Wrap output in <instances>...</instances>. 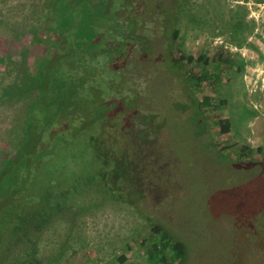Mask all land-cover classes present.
<instances>
[{
	"label": "rangeland",
	"instance_id": "rangeland-1",
	"mask_svg": "<svg viewBox=\"0 0 264 264\" xmlns=\"http://www.w3.org/2000/svg\"><path fill=\"white\" fill-rule=\"evenodd\" d=\"M152 1L162 13L167 11L168 23L156 29L146 60L133 62L144 74H135L130 61L126 65L125 77L132 79L126 86L133 99L113 102L104 110L113 112L118 106L121 113L134 108L133 113L156 115L157 132L148 134L136 159L126 158V153L111 155L116 164L99 169L89 161L91 150L76 147L79 139L93 135L96 125L74 136L65 161L57 158L45 165L28 194L42 193L46 179L53 183V197L76 186L78 191L59 213L43 206L22 211L34 225L12 235L10 244L5 238L11 233H0L5 239L0 264H153L146 256L152 223L186 246L182 264H264V0H177L182 9L171 47L173 57L182 60L173 66L165 54L175 32L170 27L175 20L173 0ZM116 2L120 11L129 0ZM55 10L56 0H0V90L27 84L25 76L34 74L38 59L53 57ZM143 10L153 14L151 6L145 4ZM99 23L106 20H91L94 34ZM190 56L193 62L203 56L208 65L187 63ZM204 68L213 75L211 80L199 86L194 80L186 82ZM101 70L96 72L105 81L99 78L88 92L108 97L110 87L104 83L111 75ZM121 74L114 77V90L120 91ZM61 88L54 86L53 98ZM205 98L210 106H199ZM30 100L0 101V162L12 157L24 133ZM226 118L230 131L223 134L216 122ZM243 147L252 154L239 157ZM107 169H113L115 188L120 187L121 174L127 175L123 180H130L127 193L134 204H123L129 197L120 190L119 201L105 198ZM95 170L106 173V185L75 184ZM134 192L140 200L133 199ZM13 219L5 226L10 228ZM6 245L13 248L8 254ZM32 250V259L26 260Z\"/></svg>",
	"mask_w": 264,
	"mask_h": 264
},
{
	"label": "trees",
	"instance_id": "trees-1",
	"mask_svg": "<svg viewBox=\"0 0 264 264\" xmlns=\"http://www.w3.org/2000/svg\"><path fill=\"white\" fill-rule=\"evenodd\" d=\"M257 1L261 2L262 0ZM172 2L175 20L170 27L175 32L169 43L166 42L165 54L167 62L173 66L182 60L173 57L171 47L177 37L176 20L180 16L179 12L182 8L178 6L177 0ZM145 4L152 7V17L143 10ZM124 10L117 9L116 0H56V18L53 29L50 30L53 33L50 43L53 57L38 59L34 74L28 75L30 76L29 80L28 76H25L27 84H23L18 89L2 88L0 90V101L31 99L28 101L24 133L14 144L15 151L12 157L0 162V192L7 189L5 194L0 197V233L4 230L11 233L5 238L9 240V244L12 235L20 232L24 226L34 225L31 221L33 219L27 220L21 216L23 215L22 211L43 206L49 212L59 213L66 208L71 193L78 191L76 186L70 188L63 195L53 197L50 192L53 183L46 179L47 183L42 189V193L28 194L34 181L38 179L40 173L42 175L41 169L43 170L45 165L52 163L57 158H63L65 161L64 154L70 145L71 147L74 145V136L84 134L91 126L96 125L97 129L93 135L79 139L76 147L80 146L84 151L91 150L89 151L91 158L89 161L99 169L108 163L113 164L112 167L116 164L115 158H112L111 155L125 157L126 153V158L133 156L136 159L140 148L147 141L148 134H155L159 128L155 121L156 115L133 113L136 111L134 108L121 113L117 110L120 109L118 106L113 112L104 110L113 102L124 103V98L128 100L131 95H135L126 86L132 80L125 77L126 65L130 61L129 64H132L135 74H144L141 68L136 69L133 62L139 63L141 59L146 60L145 58L150 55L147 46L150 44L151 48L155 32L158 33L156 29L161 28L168 17L167 11L162 13L159 3L152 0H129V3H125ZM126 11L127 13H125ZM98 18L101 21L106 20V23H99L95 27L97 32L95 31L94 34L91 20ZM86 33L87 37L89 36L88 39L85 37ZM86 41L87 44H85ZM96 41L99 47L95 48ZM84 49L88 50V57ZM158 59L161 60V57H156V61ZM193 61L194 58L191 56L186 58V62L190 64L201 62L205 68L208 65V59L203 56L198 57L196 62ZM101 68L107 69L111 75L106 77L108 81L104 83L110 87L108 97H97L88 92L92 86H96L99 78L100 81H105V77H102L103 74L101 76L96 72ZM205 68L202 72L194 73L191 77L186 78V82L194 80L198 85L202 81L211 80L213 75H209ZM118 72L122 73L120 75L122 77L120 91L112 88V82L116 79L114 77ZM58 84H61L62 88L57 90L58 94L53 98L51 94L54 86L56 87ZM63 84L67 86L64 87ZM199 106H210L209 98H205ZM199 115L201 116V114ZM216 124L223 134L229 133V119H218ZM116 125L118 126L115 128ZM117 139L119 140L117 141ZM251 154L250 149L243 147L239 157L244 158ZM107 171L109 172V175L106 176L107 185L104 181L105 176H103L106 173H100L98 170H95L92 175L78 177L75 184L82 185L99 181L108 186L105 198L119 201L116 191L120 190L128 194L130 180H123L127 175L121 174L119 177V179L121 178L120 187L115 188L113 184H118V182L112 180L114 178L113 169H107ZM81 179L83 182L78 183L77 181ZM45 182L42 183L45 184ZM134 194L133 199H141L139 198L140 194L137 192ZM128 197L129 201L126 199L125 202H122L123 204L133 203L129 194ZM10 218L14 219L9 228L5 224ZM151 232L153 239L150 241V247L146 250L147 259L153 264H169L176 260L182 264L187 255L186 246L181 241L175 240L160 225L152 223ZM4 241L0 234V246ZM12 250L10 245L4 247V253L8 254ZM32 252L33 254L25 257L26 260L32 259L31 256L35 253L34 250ZM168 254L171 255L168 257ZM120 260L122 262L124 257H121Z\"/></svg>",
	"mask_w": 264,
	"mask_h": 264
}]
</instances>
